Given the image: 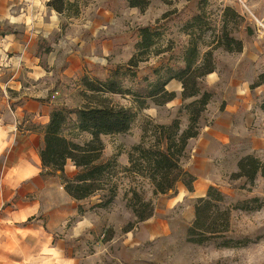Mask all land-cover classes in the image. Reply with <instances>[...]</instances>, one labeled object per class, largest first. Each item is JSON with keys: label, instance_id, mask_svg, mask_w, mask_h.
<instances>
[{"label": "rangeland", "instance_id": "rangeland-1", "mask_svg": "<svg viewBox=\"0 0 264 264\" xmlns=\"http://www.w3.org/2000/svg\"><path fill=\"white\" fill-rule=\"evenodd\" d=\"M63 1L66 30L77 28L72 21L78 19V29L83 25L81 30L85 35L90 36L95 29V38L101 41L111 38L116 50L109 57H114L116 68L126 74L121 79L123 87L133 92L147 88L155 80V69L162 74L164 68L177 70L183 67L184 50L192 38H197L200 58L211 51L213 72L218 74L214 83L207 77L213 72L195 80L200 94L206 92L210 96L197 121L199 131L202 125L212 123L205 116L208 105L217 104L223 98L235 102L244 100L237 124V137L243 142H239L238 148H246L243 144L250 146L248 140L252 137L260 143L254 147L252 156L264 161V111L260 109L264 102V0H148L143 11L129 7L128 0ZM145 27L158 36L153 47L136 58L132 75L125 65L138 53L139 30ZM224 34L240 42V49L235 43L231 49H226ZM171 81L175 83L167 86ZM171 81L166 90L179 95L163 105L147 99L145 107L138 110L131 95H106L116 105L133 107L136 116L127 132L102 137V161L115 163L112 179L118 188L113 202L101 208L99 219L89 220L92 224L88 229L74 233L75 218H70L60 231L52 235L53 247L64 250L65 256L75 258L76 264H264V205L254 210H231L225 238L234 240L235 243H231L234 247H222L223 239L192 244L186 241V231L194 217L192 209L196 200H188L164 213L162 203L173 196L174 190L167 197L153 196L146 181L134 180L124 172L128 167L127 153L140 142L144 128L167 125L176 118L181 131L187 128L188 113L184 108L199 97L183 99L181 82ZM85 95L90 93L78 92L76 101L65 108L82 107L86 102ZM223 106L224 102L220 109ZM86 140L85 135L78 138L80 143ZM229 176L217 188L231 207L244 203L247 208H253L257 204L250 203V199L264 198V180L260 175L252 184L243 178L231 181ZM130 188H134L143 201L151 203L157 210L156 217L167 219L166 230L157 238L145 240L133 234L126 240L125 232L140 223L129 207ZM103 194H95L93 201L101 200ZM89 206L88 201L82 210ZM53 254L59 258L57 264H60V254Z\"/></svg>", "mask_w": 264, "mask_h": 264}, {"label": "crops", "instance_id": "crops-1", "mask_svg": "<svg viewBox=\"0 0 264 264\" xmlns=\"http://www.w3.org/2000/svg\"><path fill=\"white\" fill-rule=\"evenodd\" d=\"M51 1H0V264H57L54 252L60 254V264H76L75 258L53 247L52 235L70 218H75L74 233H80L92 224L90 219L100 218L102 210L94 207L100 203L93 201L95 195L75 201L65 192L63 179L76 173L71 161L63 173L49 172L42 167L39 152L52 110L76 101L77 93L85 91L83 77L105 81L117 66L109 57L116 47L111 38H95V29L85 35L83 25L78 29V19L72 21L77 28L66 30L63 12H56ZM207 77L212 83L218 80L216 72ZM219 102H224L222 109ZM219 102L206 108L212 123L202 125L187 143L182 168L193 179L190 187L179 180L173 196L162 203L164 213L204 197L210 186L217 187L237 171L240 158L253 155L260 145L250 137V146L238 148L243 142L237 137V124L244 100ZM83 135L89 139L84 133L79 138ZM88 201L89 208L78 213V206ZM156 211L125 232L126 240L133 234L152 240L166 230L167 219L156 217Z\"/></svg>", "mask_w": 264, "mask_h": 264}, {"label": "trees", "instance_id": "trees-1", "mask_svg": "<svg viewBox=\"0 0 264 264\" xmlns=\"http://www.w3.org/2000/svg\"><path fill=\"white\" fill-rule=\"evenodd\" d=\"M129 7L143 11L149 4L148 0H128ZM56 12H63V0H52L49 4ZM140 41L137 44L138 53L126 63L125 68L133 75L131 68L136 67V58L144 55L154 45L158 34L150 28L139 30ZM197 38H192L183 53L184 66L173 70L164 68L154 70L155 80L147 88L137 92L125 89L122 85L121 73L115 68L109 72L105 81L98 79H81L85 91L86 102L82 107L67 109L55 108L49 115V121L43 128V147L39 152L41 165L49 172L63 173L64 166L69 160L76 168L75 175L63 179L65 192L75 201H82L97 193H105L96 208L109 206L117 193V183L113 181L115 163L112 160L102 161L104 143L101 136H113L127 132L135 119L136 113L131 106H120L112 103L106 95H131L135 109L145 107V100L150 99L158 105L171 101L175 94L166 90L171 80L181 82V97L197 98L185 106L188 113V126L181 131L179 120L176 118L170 124H155L144 128L140 142L127 153L128 167L124 172L134 180L146 181L152 188L153 196L164 195L174 190L176 183L182 179L189 188L192 177L182 168V159L190 139L198 135L197 121L209 101V95L200 91L195 83L197 78L214 71L211 61V51L200 58ZM226 49H231L232 43L238 46L240 42L224 34ZM131 70V71H130ZM135 75V74H134ZM264 111V102L260 105ZM87 134L89 139L78 142L80 134ZM257 175L264 180V161L252 155L239 159L237 171L230 174L229 179L235 181L245 179L252 184ZM138 181V180H137ZM129 207L138 222L149 219L153 214L150 202L141 199L134 188H130ZM250 203L257 204L247 208L242 203L231 207L226 202L225 195L217 188L210 186L204 197L196 200L193 206L194 217L186 231L188 243L201 245L210 240L223 239L222 247H234V240L225 238L229 228V217L232 209L254 210L264 205V198H252ZM261 203V204H260ZM83 212L78 206V213Z\"/></svg>", "mask_w": 264, "mask_h": 264}]
</instances>
